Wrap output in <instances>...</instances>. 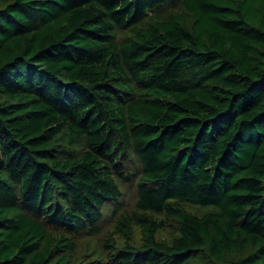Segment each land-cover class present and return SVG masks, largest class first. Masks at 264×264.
I'll use <instances>...</instances> for the list:
<instances>
[{
	"label": "trees",
	"instance_id": "obj_1",
	"mask_svg": "<svg viewBox=\"0 0 264 264\" xmlns=\"http://www.w3.org/2000/svg\"><path fill=\"white\" fill-rule=\"evenodd\" d=\"M132 154L112 264H264V0L0 7V264H70L75 242L49 226L97 233Z\"/></svg>",
	"mask_w": 264,
	"mask_h": 264
},
{
	"label": "rangeland",
	"instance_id": "obj_2",
	"mask_svg": "<svg viewBox=\"0 0 264 264\" xmlns=\"http://www.w3.org/2000/svg\"><path fill=\"white\" fill-rule=\"evenodd\" d=\"M10 0H0V7L9 2ZM181 10L179 3H171L160 6L155 11H148L147 20L153 18L165 17L169 13L179 12ZM129 33V30L118 31L113 33V39L120 42L121 39ZM58 148L69 151L74 155L72 158H80L84 151L83 144L77 143L73 146H68L62 142H58ZM120 170L125 175L129 173V181H124L118 174H114L116 178L121 195L114 202H108L102 210V218L99 221V231L97 233L89 232L88 230H75L65 229L58 230L54 226H49V233L52 236L64 235L73 240L76 244L74 251L71 253L70 264H112L109 254L104 247L106 239L113 235L115 243L118 247L122 246V240L118 234L114 233V224L116 217L120 212L129 211L134 208L137 200V180L140 175V163L138 159L133 156L127 163L120 164ZM113 208H117L116 212H113ZM187 208L193 212H200L198 208L187 206ZM172 223V222H171ZM164 225L160 228L156 234L157 239L167 240L171 237L175 227L172 225ZM132 236L135 243H139L141 240L140 230L136 227L132 228Z\"/></svg>",
	"mask_w": 264,
	"mask_h": 264
}]
</instances>
